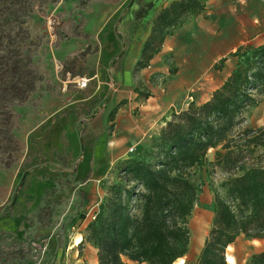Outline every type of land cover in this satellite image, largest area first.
Instances as JSON below:
<instances>
[{"label":"rangeland","instance_id":"obj_1","mask_svg":"<svg viewBox=\"0 0 264 264\" xmlns=\"http://www.w3.org/2000/svg\"><path fill=\"white\" fill-rule=\"evenodd\" d=\"M151 2L155 0H0V264H99L88 227L112 187L126 184L123 162L145 157L174 115L194 104L190 101L197 95H213L231 75L238 48L216 63L204 56L182 68L173 66L170 74L180 72L178 81L189 84L184 89L175 85L160 100V122L148 144L132 147L116 160L109 152L110 122L132 100L129 95L115 107L114 96L130 91L134 101L150 96L139 76L143 70L151 73L150 59L144 57L126 73L122 58L141 34ZM262 40L241 47L255 48ZM230 44L228 39L227 48ZM215 48L221 47L213 46L212 52ZM82 80L85 88L79 86ZM258 100L237 129L264 127V98ZM224 153L222 145L210 150L208 162L216 163ZM259 163L264 166V156ZM235 172L203 168L183 264L199 259L215 218L216 191ZM77 241L81 243L73 248ZM263 252L264 239L242 236L226 257L234 259L231 264H264L254 260Z\"/></svg>","mask_w":264,"mask_h":264},{"label":"trees","instance_id":"obj_2","mask_svg":"<svg viewBox=\"0 0 264 264\" xmlns=\"http://www.w3.org/2000/svg\"><path fill=\"white\" fill-rule=\"evenodd\" d=\"M203 7L201 0L170 3L154 20L148 48L163 44ZM233 56L235 68L208 102L174 115L145 157L123 162L126 184L112 187L88 227L99 264H175L186 258L188 219L209 165L236 172L216 191L212 228L194 264H228L226 250L238 238L264 239V127L237 129L241 116L264 98V43L239 47ZM220 145L225 153L209 163L208 152ZM254 260L263 263L264 252Z\"/></svg>","mask_w":264,"mask_h":264},{"label":"crops","instance_id":"obj_3","mask_svg":"<svg viewBox=\"0 0 264 264\" xmlns=\"http://www.w3.org/2000/svg\"><path fill=\"white\" fill-rule=\"evenodd\" d=\"M174 1L178 0L151 2V7L141 22V34L126 48L122 58L126 73H131L129 71H132L139 60L146 56L150 59L153 69L151 73L146 70L139 73L140 78H143V85L149 90L148 98L134 101L131 91L114 96L115 107L129 95L132 100L125 109H120L114 121L110 122L114 124V131L111 137L113 146L109 152L118 161L125 158L132 147H143L148 144L151 130L160 122L157 120L161 108L160 100L169 96L170 90L175 85L184 89L189 84L187 80L178 81L176 77L180 72L177 75L170 74L173 66L182 68L181 66H187V62H192L197 57H203L204 60V56L207 61L216 63L244 44L264 37V0H201L204 7L200 14L177 28L163 44L148 48L147 43L155 18ZM226 30H232V33L228 36ZM198 37L205 41L198 40ZM212 39H215L214 43H211ZM228 39L231 42L229 48H227ZM261 43L263 44L264 40ZM213 46L221 48H215L212 52ZM163 79L166 83L160 86ZM127 84L134 86L131 75L127 77ZM201 96L197 95L190 103L202 105L212 97L210 93L206 97ZM164 125L163 122L159 127Z\"/></svg>","mask_w":264,"mask_h":264},{"label":"bare ground","instance_id":"obj_4","mask_svg":"<svg viewBox=\"0 0 264 264\" xmlns=\"http://www.w3.org/2000/svg\"><path fill=\"white\" fill-rule=\"evenodd\" d=\"M80 243H81L80 241H77V242H75V244L72 247L74 248V247L78 246ZM230 247H228V249H230ZM226 258H227V262L229 264H231V263L234 262V259L232 257L227 256ZM176 262H179L180 264H183L184 263V260L182 258V259L177 260Z\"/></svg>","mask_w":264,"mask_h":264},{"label":"built area","instance_id":"obj_5","mask_svg":"<svg viewBox=\"0 0 264 264\" xmlns=\"http://www.w3.org/2000/svg\"><path fill=\"white\" fill-rule=\"evenodd\" d=\"M79 84H80L79 85L80 88H85L87 86V81L86 80H82V81L79 82ZM92 219H95V216H93Z\"/></svg>","mask_w":264,"mask_h":264},{"label":"water","instance_id":"obj_6","mask_svg":"<svg viewBox=\"0 0 264 264\" xmlns=\"http://www.w3.org/2000/svg\"><path fill=\"white\" fill-rule=\"evenodd\" d=\"M28 173H26L24 176H26ZM23 181H24V179H23Z\"/></svg>","mask_w":264,"mask_h":264}]
</instances>
